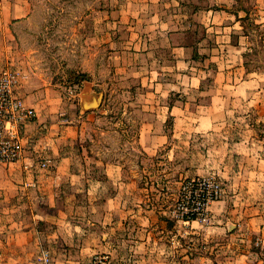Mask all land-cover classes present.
Masks as SVG:
<instances>
[{"label": "crops", "instance_id": "crops-1", "mask_svg": "<svg viewBox=\"0 0 264 264\" xmlns=\"http://www.w3.org/2000/svg\"><path fill=\"white\" fill-rule=\"evenodd\" d=\"M48 3L72 9L70 63L51 73L19 42ZM6 66L37 115L24 158L0 161V264L44 247L60 264H264V0H0ZM115 89L135 125L88 129L127 115ZM203 175L224 185L209 218L176 217Z\"/></svg>", "mask_w": 264, "mask_h": 264}, {"label": "built area", "instance_id": "built-area-1", "mask_svg": "<svg viewBox=\"0 0 264 264\" xmlns=\"http://www.w3.org/2000/svg\"><path fill=\"white\" fill-rule=\"evenodd\" d=\"M22 70L16 66H6L0 73V161L13 163L24 158V146L20 130L25 124L36 118V110L29 107L17 94ZM49 158L40 160L39 167L48 168ZM24 168L31 169L28 164ZM224 194L223 182L215 175L185 179L180 188L174 213L183 220L209 218V207ZM258 245L262 244L258 240ZM264 252V245H261ZM2 254L0 252V259ZM37 264H60L54 261L52 251L42 248L36 256ZM87 264H107L103 256H95Z\"/></svg>", "mask_w": 264, "mask_h": 264}, {"label": "rangeland", "instance_id": "rangeland-1", "mask_svg": "<svg viewBox=\"0 0 264 264\" xmlns=\"http://www.w3.org/2000/svg\"><path fill=\"white\" fill-rule=\"evenodd\" d=\"M35 1H39V0H35ZM45 1L49 2L50 0H45ZM51 1L53 2L54 0ZM54 5L52 4L50 5L48 3L45 6H41V7L39 6L38 14H37L38 16L34 23L35 26L34 30H31L29 35L25 37V39L19 40L21 46L32 47L33 45V47H37L40 49L36 54V59L41 65H43V67L46 69V72L49 71L50 73L61 70L60 69L61 67L65 69L67 66H69L68 65L70 63L69 60L71 59L70 58L71 55L69 54L71 48V40L70 38H67V36H69L68 34L70 33L72 9L69 8L68 5L65 6L62 5V7L56 5L54 6ZM84 8L85 7L79 8L80 10L79 13L84 11ZM67 81L70 82L69 80ZM113 94L117 98L111 104V106L113 107L112 110H114V112L122 111V107H125V110L128 111L127 115H125V117L123 118H110L109 116L107 119L105 118L100 119L98 117L96 119H90L88 120V123L86 125L88 129L93 127L96 128L99 126L131 127L132 125H135L134 123L135 121L133 119L126 117L132 115V113H129L131 109L128 105L126 106V104L120 103L122 99H119L118 97L119 90H116V92L114 91ZM134 151L136 153L134 159L136 161L137 160L140 162L142 161L143 175L145 176L146 174L149 173V164H150L149 157L146 156L144 153H140L138 150H133V153ZM128 155L130 156L131 154L128 153ZM162 158H163L162 166L159 170H156V172L159 171L162 173V174L160 173L161 174L160 176L166 174V155L164 154ZM203 176H208V175H203ZM197 177H201V176H197ZM197 177H193V178H197ZM158 180H160L159 177ZM175 204H174V208H175Z\"/></svg>", "mask_w": 264, "mask_h": 264}, {"label": "trees", "instance_id": "trees-1", "mask_svg": "<svg viewBox=\"0 0 264 264\" xmlns=\"http://www.w3.org/2000/svg\"><path fill=\"white\" fill-rule=\"evenodd\" d=\"M81 78H82V80H83V79H88L89 76H87V74H82V75H81Z\"/></svg>", "mask_w": 264, "mask_h": 264}]
</instances>
